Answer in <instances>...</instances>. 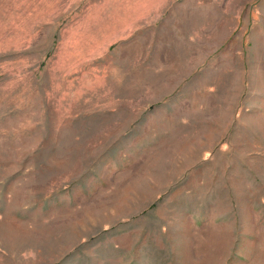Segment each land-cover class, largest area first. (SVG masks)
<instances>
[{
	"label": "rangeland",
	"instance_id": "1",
	"mask_svg": "<svg viewBox=\"0 0 264 264\" xmlns=\"http://www.w3.org/2000/svg\"><path fill=\"white\" fill-rule=\"evenodd\" d=\"M0 264H264V0H0Z\"/></svg>",
	"mask_w": 264,
	"mask_h": 264
}]
</instances>
